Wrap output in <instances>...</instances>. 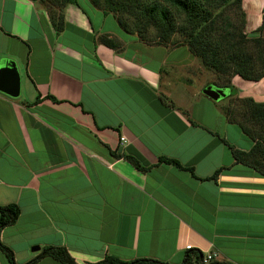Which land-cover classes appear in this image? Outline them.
Here are the masks:
<instances>
[{
	"label": "crops",
	"instance_id": "0c3cea01",
	"mask_svg": "<svg viewBox=\"0 0 264 264\" xmlns=\"http://www.w3.org/2000/svg\"><path fill=\"white\" fill-rule=\"evenodd\" d=\"M243 6L255 30L264 0ZM93 9L66 5L56 31L43 1L0 0V64L15 62L21 78L19 97L0 92V206L21 210L2 230L3 244L17 264L49 246L65 247L78 264L106 256L182 264L192 250L264 264V176L235 164L223 142L254 146L203 94L217 85L200 87L201 64L187 47L144 43ZM102 35L116 38L118 50ZM232 85L264 102V80L235 76ZM233 129L243 144L230 143ZM0 264H9L1 251Z\"/></svg>",
	"mask_w": 264,
	"mask_h": 264
},
{
	"label": "trees",
	"instance_id": "16d2710c",
	"mask_svg": "<svg viewBox=\"0 0 264 264\" xmlns=\"http://www.w3.org/2000/svg\"><path fill=\"white\" fill-rule=\"evenodd\" d=\"M104 1V6L101 2ZM228 0H91V3L107 15H115L119 13L127 15V20H121L117 17L119 27L125 31H135L142 34L143 29L153 27L158 29L160 38L163 43L169 42L176 33L182 37V46H186L191 54L197 57L203 65L218 74H228V82L223 87L231 90L232 96L235 92L234 86L231 84L232 78L239 76L245 81L259 82L264 79V61L262 62V70L255 69V62L259 57L251 55H228L224 52L222 42H216L215 37L218 35L225 36L230 39L240 40L241 45H246L250 41L261 44L263 41L257 38H249L245 32L246 12L243 8V0H233L239 14L242 15L243 24L235 27L234 23L225 16L223 11V3ZM57 3L59 0L56 1ZM60 4V3H58ZM74 4L81 6L78 0H64L60 4L59 11H50L51 21L56 31H61L64 24L63 10L66 5ZM227 7V6H226ZM225 7V8H226ZM230 8H226L229 10ZM264 28V19L261 25L253 32H260ZM129 33V32H128ZM100 43L117 50L119 42L111 35H102L99 38ZM162 44V43H160ZM231 70L230 73H228ZM239 103L250 109V119L255 120L262 126L261 132L258 133L254 129L252 122L246 120H237V115L233 110H229V104L225 108L226 118L229 122L239 125L242 132L254 142V146L249 151H241L234 146H230L224 140L223 142L231 149L235 164H243L256 171L257 174L264 176V103L255 102L252 98H237ZM40 97L37 98V102ZM249 105V106H248ZM247 113V111H246ZM250 123V124H249ZM116 155V154H114ZM121 157L120 155H116ZM135 168L144 171L148 167L138 157L125 155ZM262 159V160H261ZM159 163H166L177 168L189 171L195 176L192 167H184L179 161L162 157ZM151 167V166H150ZM221 170H217L211 177L206 179H214ZM21 214L20 207L16 204L0 206V237L4 228L11 226L17 222ZM0 251L3 252L9 264H17L12 250L5 246L0 239ZM45 257H51L61 264H78L69 254L68 250L62 246L44 247L40 254L25 264H36ZM205 254L200 251L192 250L187 253L182 264H204ZM92 264H172L153 258H137L131 261H124L115 256H106L103 260ZM207 264H233L227 261L212 260Z\"/></svg>",
	"mask_w": 264,
	"mask_h": 264
},
{
	"label": "rangeland",
	"instance_id": "374dc122",
	"mask_svg": "<svg viewBox=\"0 0 264 264\" xmlns=\"http://www.w3.org/2000/svg\"><path fill=\"white\" fill-rule=\"evenodd\" d=\"M31 1H34V0H31ZM41 1L44 2V5H45L46 9L49 11V13L52 10L59 11V9L61 8L60 4H62L64 2V0H59L58 3H60V4H58L56 2L57 0H41ZM78 1H79L80 5L85 10H87V12L89 14H93V12H94L93 8H96V7L91 3V0H78ZM232 1L233 0H228V1H225L223 3V6H224L223 11L225 12V16L229 17L228 19H230L234 23L235 27L237 28L241 25V23L243 24L244 20L242 18V15L239 14L238 10L235 7V4ZM101 5L104 6V1L101 2ZM225 7L230 8V9L226 10ZM243 8H244V6H243ZM114 14L115 15H109L108 19L105 21L106 26H111V22L114 20V18L117 21V19H118L117 17H119L121 20H124V21H125V18L127 20V15L122 16L116 12ZM117 23H118V21H117ZM95 24H96V22H95ZM247 26H248V19H247V13H246V26L244 27L245 32L248 34L247 36L251 39L257 38V39L262 40L263 42L261 44H257L254 41H250L248 44L243 46L239 43L240 40H237V39L232 40L230 38H227L225 36H220L218 34L215 37V40H216V42H222L223 43L224 52L228 55L237 54V56H238L239 54L240 55H244V54L246 55L247 54V55H251L253 57H259L257 59V61L255 62V69L256 70H262L261 64L264 61V28L260 32H258L254 35L253 32L258 27L255 30L249 31L247 29ZM128 32L136 35L140 41L147 43V44H150V45H164V46H169L171 48H173L175 46L176 47L182 46L181 44H182L183 37L179 33H176L174 36H172V38L169 42L163 43L161 38H160V34L158 32V29H155L153 27H147V28L143 29L142 34H139L138 32H136V30L135 31L132 30V31H128ZM160 43H162V44H160ZM173 57L175 58L176 56H173ZM199 62L201 64L200 67H197L198 69L197 68H194V69H196L195 71H197V72L199 70L198 80H200V83H201L200 87H202L204 85L203 83H210V82L215 83L217 86L223 87V84L228 82V77H227L228 74L227 75L218 74V73L214 72L213 70L209 69L208 67H206L205 65H203V63L200 60H199ZM230 72H231V70L228 73H230ZM171 73H178V72L172 71ZM231 84H232V82H231ZM259 87H260V85H259ZM230 94H231V90H230ZM229 95L227 98H229V100H231L230 101L231 105L228 107V109L233 110L235 115H237V120L243 121V120H246L245 118H247V124H248V122H252L254 125V129L257 130L258 133H260L261 132L260 130L262 129L261 124L256 123L255 120H249L248 121V119H250V113H249L250 109L244 107L242 103H239L236 101V100H238L237 98H252L250 96V94H247V93L241 94V92L237 88H235L234 94L232 96H229ZM256 98L255 99L252 98V99L255 102L260 103V101H256ZM219 102H220V104H219L220 108L225 109L227 106L226 105V102H227L226 98L219 100ZM262 103H264V102H262ZM246 111H247V113H246ZM229 135H230V143L231 144L240 145V144L244 143L240 137V136H243L242 132H237V131H235V129H233V131ZM34 247H36V246H34Z\"/></svg>",
	"mask_w": 264,
	"mask_h": 264
},
{
	"label": "water",
	"instance_id": "95a60500",
	"mask_svg": "<svg viewBox=\"0 0 264 264\" xmlns=\"http://www.w3.org/2000/svg\"><path fill=\"white\" fill-rule=\"evenodd\" d=\"M0 92L11 98L20 96L21 78L13 61H6L0 64ZM203 94L214 101H219L229 95V89L209 84L203 89ZM33 250L39 251V247H35Z\"/></svg>",
	"mask_w": 264,
	"mask_h": 264
},
{
	"label": "built area",
	"instance_id": "2783aa9c",
	"mask_svg": "<svg viewBox=\"0 0 264 264\" xmlns=\"http://www.w3.org/2000/svg\"><path fill=\"white\" fill-rule=\"evenodd\" d=\"M187 249H191L190 246H188ZM214 259H215V254H207V255H205L203 263L207 264L208 262H210Z\"/></svg>",
	"mask_w": 264,
	"mask_h": 264
}]
</instances>
